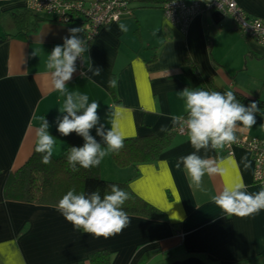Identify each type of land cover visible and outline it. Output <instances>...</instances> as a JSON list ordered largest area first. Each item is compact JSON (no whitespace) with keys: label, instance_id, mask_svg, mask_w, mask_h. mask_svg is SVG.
Listing matches in <instances>:
<instances>
[{"label":"crops","instance_id":"obj_1","mask_svg":"<svg viewBox=\"0 0 264 264\" xmlns=\"http://www.w3.org/2000/svg\"><path fill=\"white\" fill-rule=\"evenodd\" d=\"M34 1L39 0H0V264H89L101 251L109 253L111 264H174L190 258L205 264H264V210L229 216L212 199L237 182L249 193L264 189L254 184L249 154L237 149L229 157L222 150H201V156L224 169L223 174L205 175L206 191L193 190L183 166H175L179 157L195 151L188 133L178 136L170 119L186 115L179 94L185 88L232 91L245 106L255 101L264 108V48L245 40L216 12L195 19L183 35L165 21L160 1L144 0L133 7L132 16L100 32L83 54L84 69L66 86L69 92L88 95L89 103H99L106 129L111 127L110 107L121 106L125 141L175 135L156 163L121 170L109 154L100 164L103 181L127 185L157 217L129 216L131 224L121 233L96 238L75 230L57 207L5 197L9 176L35 152L41 117L55 137L52 158H63L68 148L56 123L58 115L66 114L60 112L66 97L54 89L46 63L70 29L80 27L41 16L43 21L36 22V16L26 13ZM235 1L250 18L264 21V0ZM89 69H100V75ZM256 120L250 129L241 126L237 137L263 139L264 127L258 123L264 121V111ZM161 126L169 131L161 132ZM91 135L104 146L95 128Z\"/></svg>","mask_w":264,"mask_h":264},{"label":"clouds","instance_id":"obj_2","mask_svg":"<svg viewBox=\"0 0 264 264\" xmlns=\"http://www.w3.org/2000/svg\"><path fill=\"white\" fill-rule=\"evenodd\" d=\"M119 27L121 31H127L124 24ZM79 32L80 28L70 29V36L64 38L63 45L55 46L46 63L54 89L66 97L60 108V112L66 114L57 116V131L63 136L75 132L85 141L83 146L71 147L67 155V162L74 172L79 170L78 165L84 169L100 166L106 156L119 153L124 148L126 139V133L121 127L124 114L121 106L110 107L111 127L106 129L105 125L100 123L99 103H89L86 94L67 91L68 82L77 72L78 58H82L88 51L87 42L80 38ZM32 55L38 54L34 51ZM89 71H92L94 76L100 75L101 72L100 69ZM114 85L115 82L110 80L109 86ZM179 94L185 102L186 115L171 116V123L173 128L178 127L181 132L187 130L195 151L179 157L175 166L177 169L183 166L189 186L193 190L206 191L205 175L213 177L223 174L224 169L215 159L201 156V150L207 153L236 143L241 126L248 129L253 127L257 123L256 114H261L262 110L255 101L245 106L232 91L222 93L185 88ZM49 128L48 120L41 117V123L36 130L35 151L41 154L42 163L45 165L51 163L56 143ZM93 128L96 129V135L102 138L104 146L91 135ZM160 131L167 133L169 128L161 126ZM110 188V192L103 196L99 190L77 193L72 189L59 200L57 210L75 230L83 229V232L96 238L119 234L131 224L129 215L123 209L126 201L130 199V193L116 184ZM212 199L229 216L247 217L264 210V189L249 193L243 182L226 186Z\"/></svg>","mask_w":264,"mask_h":264},{"label":"built area","instance_id":"obj_3","mask_svg":"<svg viewBox=\"0 0 264 264\" xmlns=\"http://www.w3.org/2000/svg\"><path fill=\"white\" fill-rule=\"evenodd\" d=\"M144 0H39L31 2L30 13L65 24H78L81 39L89 48L99 37L100 32L122 18L132 16V9ZM165 21L183 35L193 21L207 13L216 12L231 21L235 29L248 42L264 48V21L250 18L235 0H173L161 5ZM85 67L84 59L78 58L77 70ZM187 130H177L178 136H185ZM240 149L247 152L254 165V184L264 188V140L238 137L237 142L226 145L222 151L233 156Z\"/></svg>","mask_w":264,"mask_h":264},{"label":"trees","instance_id":"obj_4","mask_svg":"<svg viewBox=\"0 0 264 264\" xmlns=\"http://www.w3.org/2000/svg\"><path fill=\"white\" fill-rule=\"evenodd\" d=\"M156 1H160L163 5L173 0ZM26 13L28 16H36V22L43 21L29 11ZM203 90L212 91L208 87ZM63 137L68 145L63 158L59 160L52 158L51 163L45 165L42 163L41 154L35 151L24 167L9 176L5 187V197L8 200L36 206L57 207L59 200L72 189H75L77 193L99 190L102 196L110 192V186L116 183L105 182L101 179L100 166L84 169L78 165L79 170L74 172L67 162L70 148L83 146L85 143L83 137L75 132ZM174 137V134H169L162 139L147 137L127 140L119 153L112 154L113 162L121 170L156 163L160 156L171 147ZM116 185L130 193L127 185ZM123 209L129 216L134 217L155 218L158 215L157 211L131 193ZM89 264H111L110 255L107 251L97 252L90 257Z\"/></svg>","mask_w":264,"mask_h":264},{"label":"water","instance_id":"obj_5","mask_svg":"<svg viewBox=\"0 0 264 264\" xmlns=\"http://www.w3.org/2000/svg\"><path fill=\"white\" fill-rule=\"evenodd\" d=\"M174 264H205V263H203L201 260H199L197 258H190V259L185 260L183 262H176Z\"/></svg>","mask_w":264,"mask_h":264},{"label":"rangeland","instance_id":"obj_6","mask_svg":"<svg viewBox=\"0 0 264 264\" xmlns=\"http://www.w3.org/2000/svg\"><path fill=\"white\" fill-rule=\"evenodd\" d=\"M154 8V6L152 5V4H149V5H146L145 4V8ZM157 8V7H156ZM261 110L263 111V109L261 108ZM258 124H260L262 127H264V121H261V122H259ZM260 140H264V138L263 139H260ZM168 260V259H167ZM154 264H157V263H154Z\"/></svg>","mask_w":264,"mask_h":264}]
</instances>
